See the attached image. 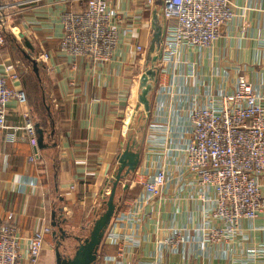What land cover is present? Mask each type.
Wrapping results in <instances>:
<instances>
[{
    "label": "crops",
    "instance_id": "1",
    "mask_svg": "<svg viewBox=\"0 0 264 264\" xmlns=\"http://www.w3.org/2000/svg\"><path fill=\"white\" fill-rule=\"evenodd\" d=\"M108 1L118 47L109 62H95L60 49L62 15L84 3L0 0V16L15 4L24 6L13 12L22 27L11 29L16 30L12 38L24 56L38 63L39 77L32 70L42 91L41 104L28 95L26 105L10 103L8 123L25 126L28 114L46 132L49 146L39 150L40 159L32 164L35 150L26 133L18 132L15 143H9L0 132V225L10 213L17 215L25 258L27 239L44 220L51 224L53 210L63 208L66 220L77 217L78 225L89 226L110 193L119 156L130 146L140 154V163L117 188V211L100 245L99 264H264V212L227 233V224L208 217L213 205L202 200L183 166L196 104L231 94L243 76L264 108V0H229L237 16L213 48H183L171 64L160 62L162 39L155 42L159 31L165 34L174 25L165 21L162 1L150 8L138 0ZM137 46L144 51L138 53ZM5 64L15 63L0 47V71ZM152 69L157 76L148 79L151 111L146 115L142 80ZM18 86L25 88V80ZM161 170L167 181L161 196L153 198L144 184ZM259 184L264 196V175ZM206 228L225 235L212 241ZM55 245L54 237L47 236L40 264H56Z\"/></svg>",
    "mask_w": 264,
    "mask_h": 264
},
{
    "label": "built area",
    "instance_id": "2",
    "mask_svg": "<svg viewBox=\"0 0 264 264\" xmlns=\"http://www.w3.org/2000/svg\"><path fill=\"white\" fill-rule=\"evenodd\" d=\"M74 1L84 5L62 15L61 51L74 59L109 62L119 42L115 14L109 1L59 0L60 3ZM138 1L149 8L156 3V0ZM162 5L165 21L174 25L169 24L163 34L160 62L170 64L176 61L183 48L211 50L224 27L237 16L229 0H162ZM2 26L0 23V28ZM4 45V33L0 29V47ZM136 51L142 53L144 49L137 46ZM42 58L48 61L46 53ZM18 84L20 79L15 65H3L0 71V132L6 133L7 142L15 143L17 133L24 131L35 150L29 162L35 164L40 153L36 128L29 115H24L25 126L12 127L8 123L10 103L22 106L28 102L26 92ZM189 118L192 135L184 150L183 166L201 190L202 200L213 205L208 217L227 224V233L233 234L242 221L255 220L264 212V196L259 184V177L264 175V108L251 84L242 76L231 94L204 105L196 104ZM166 181V172L161 170L144 184L145 191L159 198ZM16 220L17 215L10 213L7 222L0 225V264H40L46 237L53 233L51 224L44 220L27 239L25 258ZM206 230V238L212 241L225 235L223 230Z\"/></svg>",
    "mask_w": 264,
    "mask_h": 264
},
{
    "label": "water",
    "instance_id": "3",
    "mask_svg": "<svg viewBox=\"0 0 264 264\" xmlns=\"http://www.w3.org/2000/svg\"><path fill=\"white\" fill-rule=\"evenodd\" d=\"M162 1V0H156ZM1 6V3H0ZM163 37V31H159L155 36V42L159 43ZM30 47L29 44H27ZM26 58L31 62L34 72L39 77L38 63L33 60L29 55ZM157 71L155 69L148 70L143 77V93L140 98L141 103L145 107L146 115L150 114L151 108L148 101V95L152 90L151 85H148V79L151 77L155 80ZM36 134L38 137V148L44 150L49 148L48 144L45 143V131L40 128V125L35 126ZM119 169L114 177V181L111 185V190L108 199L104 202L105 210L93 221L89 235L86 238H80L74 236V240L77 241L78 245L75 248V252L72 255H67L61 249L65 247V241L71 237V235L63 229L62 224L66 223L67 220L63 216V208L53 210L51 214V226L53 228L52 236L55 239V257L56 264H99V248L103 241L104 235L112 218L117 211L116 203V192L121 181L129 178L135 174L139 163L140 154L134 151L130 146L119 156L118 158ZM65 249V248H64Z\"/></svg>",
    "mask_w": 264,
    "mask_h": 264
},
{
    "label": "rangeland",
    "instance_id": "4",
    "mask_svg": "<svg viewBox=\"0 0 264 264\" xmlns=\"http://www.w3.org/2000/svg\"><path fill=\"white\" fill-rule=\"evenodd\" d=\"M24 6H20L19 4H15L13 8H9L12 12V15H9L10 13L9 10H6V14L3 16H0V23L3 25L2 32L4 33L5 37V45L3 48L6 49L9 54H12L13 56V61L14 65L16 68V72L18 74V77L22 83H24V80L26 82L25 88L23 87V90L26 92V94L29 96L30 101L34 103H39L41 104L42 101V91L40 84L38 82V79L36 78L32 66L29 62L26 61L25 56L23 53H21L20 49L18 46H16V42L12 40L13 32L16 34V30L12 31L13 29H16L17 26L22 27L21 21H20V16L16 15L13 12L19 11L21 8ZM5 28V29H4ZM12 29V30H11ZM6 30V31H5ZM14 38H17L16 35H14ZM20 40V39H19ZM21 42V40H20ZM20 47L24 46V44L19 45ZM30 55V54H29ZM119 169V167H118ZM118 170H116L115 174L112 176V179H110L109 185H112V182L114 181V177L116 175ZM262 177V176H261ZM260 178V177H259ZM110 192V189L108 190ZM110 194V193H109ZM109 195H104L103 196V202H102V208L101 211L98 212L97 216H99L102 212L105 210L104 202L108 199ZM56 204L58 206V200L56 199ZM79 218L74 217L72 220L69 222L67 220L66 223L62 224L63 229L67 231L71 237L65 241V247H62V251L66 253L67 255H72L73 252H75V248L78 245L77 241L74 240V236L86 238L89 235L91 225L94 220H92L91 224L88 226L86 224L78 225L80 224ZM65 248V249H64ZM254 256V254H253ZM252 256V257H253Z\"/></svg>",
    "mask_w": 264,
    "mask_h": 264
},
{
    "label": "trees",
    "instance_id": "5",
    "mask_svg": "<svg viewBox=\"0 0 264 264\" xmlns=\"http://www.w3.org/2000/svg\"><path fill=\"white\" fill-rule=\"evenodd\" d=\"M13 40V38H11ZM46 133V132H45Z\"/></svg>",
    "mask_w": 264,
    "mask_h": 264
},
{
    "label": "bare ground",
    "instance_id": "6",
    "mask_svg": "<svg viewBox=\"0 0 264 264\" xmlns=\"http://www.w3.org/2000/svg\"><path fill=\"white\" fill-rule=\"evenodd\" d=\"M161 71V70H160Z\"/></svg>",
    "mask_w": 264,
    "mask_h": 264
}]
</instances>
